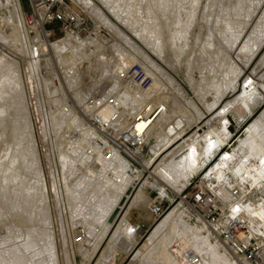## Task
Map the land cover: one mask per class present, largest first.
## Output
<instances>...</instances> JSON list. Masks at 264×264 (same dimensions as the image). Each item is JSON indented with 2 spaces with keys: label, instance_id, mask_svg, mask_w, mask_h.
I'll return each mask as SVG.
<instances>
[{
  "label": "bare ground",
  "instance_id": "bare-ground-1",
  "mask_svg": "<svg viewBox=\"0 0 264 264\" xmlns=\"http://www.w3.org/2000/svg\"><path fill=\"white\" fill-rule=\"evenodd\" d=\"M79 1L89 6L93 14L96 16L99 15L98 18L100 15L104 17L103 22L110 25L114 30L123 32L116 28V25L109 17H106L102 11L96 8L92 0ZM102 1L110 13L116 19L118 18L117 20L119 22L133 33L135 32L145 42L147 48L162 57L156 32H154L155 35L147 33L144 26L139 27V25L133 22L131 16L125 19L120 17L118 13L121 12L120 7L118 8L119 11H115L116 5L118 4L117 6H119L118 0ZM159 1L161 7H167L168 5L167 12L170 14L171 7L173 8V5L180 6L183 0ZM75 2L79 7L80 4L77 0ZM183 3H185V0ZM142 7L145 9L144 6ZM74 8H76L75 5ZM135 8L137 9L138 7ZM80 10L82 9L80 8ZM258 10L263 11L258 17L253 29H251L250 34L247 35L243 46L236 54V58L242 62V67H239L237 62L232 58L234 47L240 39L239 37L242 33L245 34L246 28H248L253 18L258 14ZM7 11L8 13H6ZM145 15L147 16V14ZM176 25L178 24L175 20L171 24L170 29ZM96 30L94 31L95 34L97 33ZM230 32L233 35L228 38ZM26 34L24 15L18 1L0 0V43L8 46L11 51H16L19 48L20 41L26 39ZM218 34L225 37L228 41V51L220 53L222 57L219 58V61L215 60V62H218L215 65L211 56H208L211 60L208 59L207 62H205V59L202 61L200 59L201 65L204 66L203 64H206L207 66L205 68L201 66L203 70L198 66V71H201L198 79L193 74H188L187 76L190 86L196 96H200V101L205 106L206 111L204 113L199 112L196 105L193 104V101L189 97H186L187 102L186 99L185 102L192 104L196 111V115H191L190 117L192 124L186 127H183V124L189 117L188 109L183 103L178 101L173 104L169 103L170 97L168 89L174 85L182 93V97L185 98L184 91L177 83L175 77L170 71L157 64L142 47L133 44L132 40L124 32L122 35H125L129 44L136 49L135 54L129 52L123 46L116 45L114 47L115 45H113L114 49L112 53L106 55L101 49V44H98L96 36L93 39H83L79 43H76L75 39L69 36L64 40L54 42L50 46L48 45L54 48L58 56V60L54 61V65L60 66V71L67 78L68 82L78 76V64H81V62H87L83 64L85 69H94L96 76H105L106 78H115V74L121 72L124 68L133 63L141 62L154 74L153 84L144 94L148 97H153L154 106H164V110L153 121V125L147 131L148 145H153L152 148L155 150L161 147L160 151L157 152L158 156L151 158V160H147L145 157L140 160L143 161L142 164L144 167L148 166L150 161H155V164L156 161H159V163L141 176L138 173V169L135 172L131 166L124 163L119 164L115 161H101L96 166L90 165L87 161L81 160L82 156L77 151L78 148H75V145L67 141L68 148L66 152L62 153V156L64 160H67L69 157L71 158L69 167H67L68 179L66 184L70 218L73 226H77V223L80 222L82 225L79 226L87 233L86 246H78L80 254L85 259L83 264H93L95 260L94 264H99L107 249H110L112 252L115 251V243L118 241L119 236L124 237L126 233L131 234L129 229H131L132 225L127 219V216L131 208L138 206V203L142 199H145L143 192L147 186L160 189L164 192L163 187L158 186L157 182L167 186L163 180L167 183L181 182L186 178L190 180L196 172L200 171H198V168L201 163L204 162L207 164L212 158L211 156H214L219 149L221 150V146L225 145L231 137V130L227 127L230 121L228 115L232 114V110L235 109L234 113L240 116L242 115L240 113L242 109V111L246 109L251 112L256 102V97L260 99L264 97V71L260 75H257L258 68L264 65V54L258 64H255L257 57L261 54V49L264 47V0H253L251 5L230 10L226 16L221 18ZM181 38L184 40V36ZM63 44H68L67 46L70 50L63 52L64 50H61V45L63 46ZM182 44L183 48L181 46L179 47L182 48L180 50L181 56H184L189 45L187 42L184 43V41ZM44 46L45 44L41 45V49H44ZM90 46H93V48L90 49ZM246 55L247 57H244ZM47 64H53V62L47 61ZM218 64L221 65L220 68L217 67ZM4 66L7 68L6 71H8L5 74V79L15 78L16 80L13 85L18 87L20 91L18 94L12 95L13 102L17 99L21 100L19 101V105L16 106V114L23 115L21 122L14 126V142L15 140L17 141V145L13 142L15 149L19 141L24 140L27 148H31L34 163L38 166L35 169L36 176L34 177L37 184L34 181L29 190L26 189L27 185L20 181L18 188L9 194L5 201L7 208L19 210L20 207H23L20 213L17 212V215L28 225L25 229L19 230V236L23 237V243L18 246V250L9 254L6 261L0 262V264H59L57 262L59 253L57 249L56 230L50 214V201L40 172L41 168L39 167V157L37 155L31 112L28 108L29 104L26 103L27 96L22 86V83L25 85L26 81L24 78L22 80L20 64L16 60L10 61L5 65H0V72H2L0 73V79L2 77L4 78L2 71ZM27 80L28 83L33 82V76L28 75ZM2 90L0 88V101L2 99ZM136 93L139 92L136 91ZM250 94H256V97L252 98ZM210 95L213 96L212 100L207 99V96ZM75 96L79 101H82L84 95L78 92ZM107 114V111L104 112V115ZM176 122H179L181 126L175 128L173 134H169L167 128ZM147 124L144 122L140 127H144ZM220 125L223 126V131H221ZM156 128H158L157 131L155 130ZM2 134L4 133L2 132ZM25 144L23 145L24 147ZM209 145L213 146L215 150L213 151L212 147L209 148ZM18 148L16 151H12L13 153H11L10 160L7 163L4 165L0 164V178L4 177L2 182L4 183L5 190L8 191L9 185L16 175L15 172L23 164V161H18L21 155L18 154ZM183 150L185 151L183 152ZM222 151L219 155L225 152ZM235 155L238 159L232 163L235 172L233 179L228 177L229 165L231 163L224 161L225 154H223L215 167L208 172L206 178L209 180L208 183L211 188L216 187L215 192L220 197V201L224 207L227 208L229 206L232 211L233 209H238L233 212L240 213L245 227L240 231L239 238L245 242H252L255 240L253 238L260 239L259 244L261 246L263 260H260L258 264H264V165L261 164V160H264V110L258 118L250 123L244 136L239 139V146L236 148ZM215 182L217 184H214ZM36 189L42 191L41 204H38L36 200ZM233 190H237L238 196L234 195ZM179 191L181 190L178 189ZM244 197H248L249 202L241 205L238 200ZM261 197L262 201L257 202L256 199H260ZM58 202L60 204L59 200ZM179 203L183 204L181 202ZM179 203L174 208L175 210L179 207ZM174 209L156 226L151 237L161 239L158 247V255L162 264H244L235 258L233 262L228 261L213 245H210L206 241L207 238L198 236L196 233L191 234L193 228L187 223L184 211L180 212L174 219ZM113 215L115 216L111 220ZM62 217L59 218V231L62 228L66 230V227H68ZM42 218L47 222V248L49 250L47 252H44L46 251L44 250L46 245L38 243L39 239L35 238L36 236L40 237L39 228L41 227L40 223ZM203 223L204 228L206 227L210 233H213L211 228L205 222ZM171 235L175 238L171 237ZM60 236L65 250L63 252L64 257L69 261L72 252L68 250L67 238L64 237L63 231H61ZM173 239L176 240L174 241ZM123 244V242H119V247ZM205 246L210 247V249L204 251ZM225 246L229 249L227 245ZM190 250H193V252ZM229 252L231 253L232 251L229 249ZM3 257L4 255L1 253L0 258Z\"/></svg>",
  "mask_w": 264,
  "mask_h": 264
},
{
  "label": "rangeland",
  "instance_id": "rangeland-1",
  "mask_svg": "<svg viewBox=\"0 0 264 264\" xmlns=\"http://www.w3.org/2000/svg\"><path fill=\"white\" fill-rule=\"evenodd\" d=\"M92 1L95 4L96 8L102 11L106 15V17H109V19L116 25L117 29L123 31L125 35L128 36V38L132 40L133 44L142 47L148 53V55L155 60L157 64H159L164 69L170 71L173 74L177 83L179 84L181 89L184 91L185 98L182 97V93H180L178 88L174 85L173 87L168 89V94L170 97L169 103L173 104L178 101L180 103H183L185 107L188 109L189 117L184 122L183 127L191 125L192 121H190V117L191 115H196L194 106L192 104L186 103L187 102L186 97H189L193 101V104L196 105L199 112L204 113V111H206L205 106L200 101V96L198 95L196 96L192 87L189 84L188 77H187L188 74L190 75L193 74L194 76H196V79H198V75L201 73L200 70L198 71V66H200L199 68H201L202 66L200 59L201 61L205 59V62H207L208 59L209 60L213 59V63L215 62V60L219 61V58L222 57V54L220 53L223 51L226 52L229 49L228 41L226 40V38L218 34V28L220 26L221 18L223 16H226L227 13L233 8H241L243 6H248V5H251L253 2V0H185V3H183L184 2L183 0L180 6L173 5V8L171 7L170 9L171 11L168 9L170 11V14H169L167 12L168 5L167 7L165 6L161 7L159 0H118L119 6H117L118 4L116 5L115 11H119L120 9L121 12H118L120 17L125 19L131 16L133 19V22L136 25H139V27L144 26V29L147 31V33L151 35H155L154 32H156V37L158 38L160 52L162 53V57H161L155 54L149 48H147V46L145 45V42L142 39H140L139 36L135 34V32L133 33L125 25L119 22L117 20L118 18L116 19L113 16V14L110 13L107 6L103 3L102 0H92ZM77 2L80 4L79 7L83 11H86L88 14H90V16L94 19V22H95L94 31L97 29L96 37L98 39V44H101L102 46L101 49L106 55H110L114 47H116V45L123 46L129 52L135 54L136 49L129 44V42L126 40L125 35H122L123 32L114 30L110 25H107L105 22H103L104 17H101L100 15V17L98 18L99 15L96 16L95 14H93L89 6H86L85 3L80 2L79 0H77ZM18 4H20L21 9L23 6L25 11H28L30 9L29 0H22L21 3L19 1ZM132 6H135L138 8L137 9L135 7L132 8ZM142 6H144L145 9ZM147 6L149 9L147 8ZM228 7L230 8L228 9ZM181 8H182V11H181ZM136 10H138L139 12ZM140 11L143 14H141ZM173 11L174 13H172ZM262 11L258 10V14H256V16L253 18V20L251 21V24L248 25V28H246L245 34L242 33V35L239 37L240 39L236 43L237 47L236 46L234 47V54H232V58L237 62L239 67L240 66L242 67V62L240 61V59L236 58V54L239 51V49L243 46L247 38V35L250 34L251 29H253ZM144 12L145 14H147V16L144 14ZM138 13L141 15H139ZM174 14L177 17H175ZM175 20L177 21L178 25L170 29L171 24ZM159 26H160V29H159ZM181 28H183L184 30ZM101 29L102 31H100ZM169 30H172V31H169ZM38 32H39V29L37 28L35 33H38ZM231 35H233L232 32H230V34L228 35V38H230ZM55 36L56 35H54L53 37ZM182 36H184V40L181 38ZM25 40L20 41L19 48L16 51H11L8 48V46H5V44L0 43V65H5L10 61L16 60L20 64V70L22 73L25 69L27 70V72H30L31 67H34V65L36 66L37 62H40L42 65L43 63L47 64V61H51L53 62V65H54V61L58 60V56L56 55L54 48L49 47L48 45L44 46V49H42V52L39 54L38 58L31 59L30 52L28 50L29 42L27 40V37ZM183 41L184 43L187 42V44L189 45V48L187 47L188 50L186 51V55L181 56L180 50H182L183 48L182 46ZM67 45L68 44H63V46L61 45V50H64L63 52L70 50ZM113 45L115 46L113 47ZM179 46H181L182 48ZM263 50H264V47L261 49V54L257 57L256 59L257 63L255 61V64H258V62L260 61L262 55L264 54ZM46 51L49 52L50 54L46 55L45 54ZM28 56H30V58ZM208 56H211L212 58L210 59V57ZM204 57H207V58H204ZM244 57H247V55ZM22 60L24 61V63ZM217 61L214 63V65L218 63ZM199 63L200 65H198ZM203 65H204L202 66L203 68L207 66L206 64H203ZM81 66H82V70L78 66V76H76L73 80L69 82L67 78L63 76V73L60 70L57 69L55 71L60 79L63 77V79L65 80V83L67 84L66 86L67 87L69 86L68 88L71 89L76 84L71 89L74 95L78 92L81 93L80 91H77V87H78L79 82L83 79L82 75L90 76V78L93 80V85H98L99 82L104 81V79H106L105 76H96L94 69H88V68L85 69L84 65H81ZM217 67L220 68L221 65L218 64ZM3 68H2V71L4 73V78L2 77L0 79V88L3 89L1 91L2 99L0 101V164L4 165L5 163H7L10 160V155H12L11 153L16 151L18 147H20L18 148L19 149L18 154H21L19 157L20 160L18 159V161H23L22 162L23 164L21 165L19 170L15 172L16 175L13 177L12 182L9 185V191L5 190L4 188L5 186H4V183L2 182V180H4V177L0 178V254L2 253L4 255L3 258H0V262H5L9 254H12L18 250L17 249L18 246H20L23 243V237L19 236L20 234L19 230L25 229V227L28 225L23 220H21L17 215V212L20 213L23 207H20L19 210H15V209L13 210L5 206V201L7 197L9 196V194H11L13 191H15L18 188V183H20V181L26 184L27 185L26 189H29V190L31 189L30 186L32 185L34 181L37 184V181L36 179H34V177L36 176L35 169L38 166L36 163H34V158L32 155L31 148L29 147L27 148L24 140H21V142L19 141L18 146L15 149L14 143H16L17 141L15 140L14 142V126L15 124H19L21 122V120L23 119V115L21 116L20 114H16V106L19 105L20 103L19 101L21 100L17 99L16 101L13 102L12 95L18 94V92L20 91L18 87L13 85L14 81L16 80L15 78H9L8 80L5 79V76H6L5 74H7L8 71H6L7 68L5 66ZM203 68L201 69L203 70ZM263 71H264V65L258 68L257 75H260ZM202 73H204V71H202ZM25 85H26V82H25ZM30 86L33 89L34 83L31 82ZM24 93L27 96L26 103L29 104V96H28L27 88H25ZM250 97L254 98L256 97V94H250ZM212 98L213 96L211 95L207 96V99L212 100ZM185 99H186V102H185ZM255 101L256 102L254 103L251 112L246 109L242 111L243 109L240 106L242 110L241 112L240 110L238 111L242 114L241 116L234 113L235 109L232 110L231 116L234 117V119L238 122L239 126L240 125L242 126V124L244 123V120L249 119L248 117L251 114H254L252 118L246 124L247 126L246 129H247L250 123L254 121V119L258 118L261 112L264 110V97L261 99L256 97ZM51 120H53V125L56 130L63 123H65V126H67L68 128H71L72 126V122H69L68 120L65 121L63 117H61L58 113H53L51 115ZM32 126H33L34 135H35L37 155L39 157L38 158L39 167L41 168L40 172L44 180V185L47 191L48 199L50 201L49 202L50 214L53 219L55 230H56L57 249L59 253V256H57V262L59 264H83V262L85 261L84 257L80 254L78 247L71 249L70 242L68 239H67V247H68V250L72 252L71 257L69 258L70 262L64 257L63 252H65V250L63 246V241L60 236L61 231L59 232L60 230L59 218L61 216H63L62 218L67 223L66 226H68V228H71V225L73 226L71 218H70V208L68 204V193H67V188H66L67 179H68V173H67L68 168L67 167H69L71 158L69 157L67 160H64L62 156V153L66 152L68 146L67 144H64L62 149H59V151L57 150L58 156H57L56 161L58 162L56 165V169H53V180H51V178L48 177V173L46 172V169L44 168V165L42 163V158H41L42 156L38 148V141L42 139V134L44 131H42L43 129L38 128L33 121H32ZM155 130L157 131L158 128H156ZM245 131L243 134H241L242 132L237 133L241 135L238 137L237 144L233 145L232 150L222 151V152L225 151L223 153L225 154L224 161L226 162L228 161V163H231L229 165L228 177L232 179L235 173L232 163L234 161H237L238 159L235 155V151H236L237 146H239V139L244 136ZM2 132L4 134H2ZM24 144H25V147L23 146ZM11 146L14 148H12ZM149 146H150V151L153 153V156H154L152 158H156L158 156L157 152L160 151L161 147H158L155 150L154 148H152L153 145H149ZM146 159L151 160V156ZM81 160L87 161L88 163H91L94 166L101 163V161H88L87 159H84L83 157L81 158ZM218 162L219 160L216 162V164ZM207 164L202 162L200 167L198 168V171L205 168ZM215 165L211 166L210 170L213 169ZM138 173L140 174V176L143 175V172L141 171H138ZM96 176H98V174H96ZM202 177H205V176H202V174H201V177L200 175L195 176L194 181L195 180L197 181ZM212 179L216 180L215 178H212ZM163 182H165L168 187L164 186L160 182H157V183H158V186L163 187L164 192L161 191L160 189L147 186V188L144 189V192H143V197H145V199H142L141 202L138 203V206L131 208L127 216V219L131 223L144 222L145 228L141 230L139 234L135 236H133L130 233H126L124 237L119 236L118 241L115 243L116 245L115 251L112 252L110 249H107L105 251L104 257H102L103 259L100 261L99 264H162L159 258V255H158V247L161 243V239L151 238L152 233L154 229L156 228V226L165 218V216L169 214L177 206L178 202L173 203L172 208L169 209L166 212V214L160 219L154 218L150 214V212L147 210L145 204L147 200L149 199V197H152L153 195H155V189L159 190L161 194L171 192L172 194L176 195L180 193V191L178 192V189L182 190L186 186V184L189 182V179L186 178L185 180H182L181 182L179 181L176 183H167L164 180ZM214 184H217V182H215ZM172 191H175L176 193ZM41 193L42 191L40 189H36V200L38 201V204L42 203ZM58 200L60 201V204ZM182 211H184L185 213V215L184 214L183 215L186 216L187 223L193 228V231L191 232V234L196 233L198 236L207 238L206 241L209 242L210 245H213V247L216 250H218V252L221 255H223L224 258H226L228 261L233 262L235 258V259L240 260L244 264H252L250 262H247L246 260L237 258L233 252L230 253L229 249H227V247L221 241H219L214 236L213 233H210V231H208L206 227L204 228V223L199 218V216L195 215L188 208H186V206H184L183 204H180L179 207H177V210L174 209V214H173L174 219ZM77 224L82 225L80 222ZM40 225H41V227L39 228L40 237L36 236L35 238L39 239L38 243L46 245L44 249L46 251L44 252H47L49 251L47 248L48 247L47 245V242H48L47 222L42 218ZM171 237H173V235H171ZM253 239H259V238H253ZM173 240L175 241L176 239H173ZM119 242L120 243L123 242L124 244L119 247ZM87 245H90V244H87ZM204 248H205L204 251H206L207 249L208 250L210 249V247H207V246H205ZM190 251L193 252V250H190Z\"/></svg>",
  "mask_w": 264,
  "mask_h": 264
},
{
  "label": "built area",
  "instance_id": "built-area-1",
  "mask_svg": "<svg viewBox=\"0 0 264 264\" xmlns=\"http://www.w3.org/2000/svg\"><path fill=\"white\" fill-rule=\"evenodd\" d=\"M17 1L19 3L20 0ZM75 1L29 0L28 11L22 6L31 59L38 58L43 44L50 46L69 36L79 43L84 38L93 39L96 36L94 19L86 11L80 10ZM37 28L39 32L35 33ZM54 35L56 36L53 37ZM92 48L93 46H90V49ZM45 54L50 53L46 51ZM86 63L78 64L81 70V65ZM57 69L61 70L56 64L41 65L37 62L36 66L31 67L30 72L25 69L21 73L22 80L24 78L26 81V85L22 83V86L24 91L25 88L28 91L31 119L44 131L42 139L38 141V148L44 168L51 180H53V169H56L58 162L57 152L68 143L67 141L75 145L81 156L88 161H115L131 166L135 172L139 169L143 173H147L159 163V161H156V164L155 161H150V164L153 162L152 165L144 167L143 161H140L144 157H154L147 143V131L164 110V106H154L153 97L144 94L153 84L152 71L141 62H136L116 73L115 78L107 77L98 85H93L90 76L82 75L83 79L79 82L77 91H80L84 97L79 101L73 91L66 86L63 77L61 79L58 77L55 72ZM28 75L33 76V89L31 83H28ZM106 111L108 114L104 115ZM53 113H58L65 121L72 122L71 128L63 123L56 130L51 120ZM253 115L244 120L242 126L238 125L233 116L228 115L230 121L227 128L231 130V137L221 146V150L233 149V145L237 144L238 137L244 133L246 124ZM144 122L148 124L140 127ZM220 129L223 131L222 125ZM238 132L242 133L237 134ZM208 147L213 148L210 145ZM212 150L214 151L215 148ZM221 150L216 151L205 168L191 177L180 193L161 194L155 189V195L149 197L145 205L154 218L160 219L172 208L173 203H183L186 208L199 216L211 228L214 236L227 245L237 257L258 264L263 260L260 239L245 242L239 238L240 231L245 228L240 213H234L229 206L224 207L215 192L216 187L211 188L206 179L211 165L214 166L222 157L219 155ZM201 174L205 177L194 181L195 176L201 177ZM233 193L238 196L237 190H233ZM261 199L262 197L256 201L260 202ZM238 201L241 205L247 204L249 198H239ZM131 225L130 232L133 236L145 228L144 222L131 223ZM61 231L69 240L71 249L80 245L86 246L87 233L79 225L66 227L67 235L63 228Z\"/></svg>",
  "mask_w": 264,
  "mask_h": 264
},
{
  "label": "water",
  "instance_id": "water-1",
  "mask_svg": "<svg viewBox=\"0 0 264 264\" xmlns=\"http://www.w3.org/2000/svg\"><path fill=\"white\" fill-rule=\"evenodd\" d=\"M181 126V124L179 122H176L174 123L173 125H170L168 128H167V132L169 134H173L174 131H175V128H179ZM130 192V191H129ZM128 192V193H129ZM115 215L112 216L111 220L114 218Z\"/></svg>",
  "mask_w": 264,
  "mask_h": 264
},
{
  "label": "snow or ice",
  "instance_id": "snow-or-ice-1",
  "mask_svg": "<svg viewBox=\"0 0 264 264\" xmlns=\"http://www.w3.org/2000/svg\"><path fill=\"white\" fill-rule=\"evenodd\" d=\"M261 164L264 165V160H261ZM238 209H233V211H237ZM131 231V229H129Z\"/></svg>",
  "mask_w": 264,
  "mask_h": 264
}]
</instances>
